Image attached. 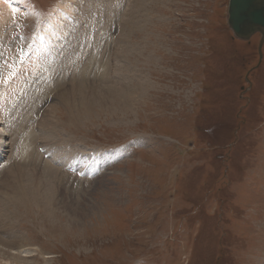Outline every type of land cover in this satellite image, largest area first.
<instances>
[{"label": "rangeland", "instance_id": "obj_1", "mask_svg": "<svg viewBox=\"0 0 264 264\" xmlns=\"http://www.w3.org/2000/svg\"><path fill=\"white\" fill-rule=\"evenodd\" d=\"M228 7L0 0L21 52L0 57V170L26 108L66 175L56 211L7 209L0 264H264V35L235 37Z\"/></svg>", "mask_w": 264, "mask_h": 264}, {"label": "bare ground", "instance_id": "obj_2", "mask_svg": "<svg viewBox=\"0 0 264 264\" xmlns=\"http://www.w3.org/2000/svg\"><path fill=\"white\" fill-rule=\"evenodd\" d=\"M6 10L8 13H10L9 7H6L5 11ZM1 19H2V22H1ZM4 21H5V18H3L1 16V18H0V33L2 30ZM89 22H90V20H89ZM64 26H65L64 29H66V25H64ZM53 35H55V37L58 36L57 32H53V31L48 36H53ZM52 42H53V39H52ZM20 53H21L20 49H15L14 47H12L10 45H6V43L5 44L0 43V57L3 59L4 71L8 69L11 61L16 59V57L18 58L20 56ZM6 62L8 63L7 65H5ZM2 74H3V72H2ZM20 76H21V74L19 75V77ZM119 82H120V86H121V80ZM0 83H1V81H0ZM0 90H3V88H0ZM121 92H122L121 93V99H122L121 102L125 103V100L123 101V99H126L125 96L123 95V93L126 92L124 87L123 88L121 87ZM116 97L119 100V96L116 95ZM2 103L0 100V110H2L1 107L4 105ZM124 103H121V106H123V105L125 106ZM26 104H29V103H26ZM24 106L28 108V106H26V105H24ZM33 108L34 107L31 106V109H33ZM20 113L21 114L19 115V118L14 120L16 122L15 123L13 122L17 127L16 132L13 133L14 134V136H13V147H14L15 154L13 153V155H12L13 157L11 156L12 159H10V161L8 163V166H9L8 171H7L8 175L5 174L7 169L3 170L2 172L0 170V173H2V174L5 172L3 174V176L0 177V225L2 227V228L1 227L0 228L6 232H8L10 230V226H11L10 224L11 223L9 224L8 221H10L12 219L11 218L9 220V217L7 214V209L12 207L13 202L15 203V206L18 205V208H21V205L25 204L24 202H29L27 200H31V204L33 201H34L33 204H36L38 202L41 205L44 204V209L49 210V212L57 209V207H58L57 203H58V200H60L59 195L61 194L60 191L62 190L61 188L63 187V184L65 183L64 180L66 177V175H64L62 172L60 173L56 169L55 165L52 164L51 161H50L51 163L50 162L46 163L45 161H42L43 159L41 160V158L39 156L40 154L36 153V149L34 146V141H35L34 137H37V136H34L35 134L33 132L32 125H29L27 123V120H28L27 116L22 117L23 114L27 113L26 108H24L23 111ZM42 126H44V125H42ZM46 129H48V128H46ZM49 131L53 132V130H51V129ZM60 159L62 160V158H60ZM0 168H2V166ZM65 174H67V176H68L67 172H65ZM69 176H71V175H69ZM71 180H72V177H71ZM15 198H16V200H15ZM21 202H23V203H21ZM41 205L39 207H41ZM24 206H28V203H27V205H24ZM34 207H35V205H34ZM27 209H31V208L26 207L25 210H27ZM25 210H23V211H25ZM10 239H11V237H10ZM0 242H2V243L5 242V246H11L14 248L17 246L18 240H17V238L14 237V238H12V240L6 241L0 237ZM7 253H8V256L11 255L10 257L16 258V255H14L10 252H7ZM4 254H5V252H4ZM0 255H1V253H0Z\"/></svg>", "mask_w": 264, "mask_h": 264}, {"label": "water", "instance_id": "obj_3", "mask_svg": "<svg viewBox=\"0 0 264 264\" xmlns=\"http://www.w3.org/2000/svg\"><path fill=\"white\" fill-rule=\"evenodd\" d=\"M228 25L242 40L264 35V0H229Z\"/></svg>", "mask_w": 264, "mask_h": 264}]
</instances>
